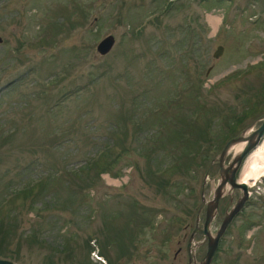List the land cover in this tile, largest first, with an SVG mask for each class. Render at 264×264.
Here are the masks:
<instances>
[{
  "label": "rangeland",
  "instance_id": "obj_1",
  "mask_svg": "<svg viewBox=\"0 0 264 264\" xmlns=\"http://www.w3.org/2000/svg\"><path fill=\"white\" fill-rule=\"evenodd\" d=\"M263 112L264 0H0V199L42 178L0 211L5 252L21 264H188L218 181L207 166ZM203 127L202 153L185 157ZM112 138L109 171L74 173ZM250 184L210 264H264V175ZM240 193L219 199L212 233Z\"/></svg>",
  "mask_w": 264,
  "mask_h": 264
},
{
  "label": "water",
  "instance_id": "obj_2",
  "mask_svg": "<svg viewBox=\"0 0 264 264\" xmlns=\"http://www.w3.org/2000/svg\"><path fill=\"white\" fill-rule=\"evenodd\" d=\"M115 42V37L113 34L109 33L103 36L97 43L96 48L99 53L104 54L108 52L113 43ZM223 46L218 45L214 55H218L222 51ZM259 122L256 126L255 124ZM264 135V112L256 117L251 123L243 127L235 135L229 137L220 151L210 160L207 169L206 176L209 174L210 168L214 162L218 163V171L216 177L218 179L216 186L213 190V195L210 199L206 200L202 196L198 212L204 207L205 216L202 226H199V216L196 219V224L192 230L191 237L188 240V264H210L215 252L217 251L219 240L223 233L225 232L227 226L230 224L233 217L242 209L245 201L249 197L248 184L245 182H240L237 178V171L241 166L244 158L257 146L259 141ZM243 141L244 144L240 151L234 152L230 160L225 163V157L230 151V146L236 142ZM229 185L230 189H239L240 195L233 202L230 208L225 212L223 219L221 220L218 228L214 233L210 230V223L215 217L218 211L219 199L228 191H224L226 185ZM200 229L203 234L202 240H195V232ZM206 240V250L203 257L200 260H196L195 250L196 247ZM0 264H21L7 257L0 256Z\"/></svg>",
  "mask_w": 264,
  "mask_h": 264
},
{
  "label": "trees",
  "instance_id": "obj_3",
  "mask_svg": "<svg viewBox=\"0 0 264 264\" xmlns=\"http://www.w3.org/2000/svg\"><path fill=\"white\" fill-rule=\"evenodd\" d=\"M1 55L3 56V54H1ZM247 111H245V112H247ZM241 118L242 117H239V116L232 118V120H230L228 122L226 127H228L229 129H232V131H233V129H235L236 123L237 122L239 123L242 120ZM184 133H186V132H184ZM209 133H210V128H208V129L206 127L201 128V130H200L201 137L196 139V140H193L191 142L192 144H189L185 148H183L184 149L183 152L185 153L184 156L185 157H194L197 154L202 153L203 143L207 141V139H208L207 134H209ZM231 136L225 135V136H223V140L226 139L227 137L229 138ZM117 144H118V140H115L114 138H112L111 142H109L107 145L101 147L102 150L100 151V153H98L97 155L95 154L93 156H90L88 158V160H86L85 164L79 165V169H77L74 173H77V172L79 173L84 168H96V169H99L98 171H109L110 165L112 164V160H109L108 157L105 158L103 156L106 154H108V156H109L112 149L114 147H116ZM31 181H33V182H31ZM31 181L24 182L19 187L15 188V189H11L8 193L6 192L3 195V197L0 199V211L5 209L10 204V202L13 203L15 197L33 196V194H35V192H33V190L35 189V186L37 183L42 182V178L37 179V180L32 179ZM10 216H11L10 212H7V218H10ZM8 237H9L8 234L1 231V233H0V256L7 257V258H13L12 254L6 253L3 246H2V243H4Z\"/></svg>",
  "mask_w": 264,
  "mask_h": 264
},
{
  "label": "bare ground",
  "instance_id": "obj_4",
  "mask_svg": "<svg viewBox=\"0 0 264 264\" xmlns=\"http://www.w3.org/2000/svg\"><path fill=\"white\" fill-rule=\"evenodd\" d=\"M209 18H210V20H212V17H209ZM243 144H244L243 141L236 142L230 146V150L231 151L233 150V152L236 153V152L240 151ZM259 144L260 143H258L257 146ZM253 150L247 155V157H248L251 154L250 157H251L252 161H251L250 167L244 171V173L242 174L240 179L238 178V180L240 182H245L248 184V186L253 185V184H250L251 181L255 182L260 176L264 175V145L261 146V144H260V146L257 149H255L254 151ZM224 191L225 192L229 191V185L228 184L225 186Z\"/></svg>",
  "mask_w": 264,
  "mask_h": 264
}]
</instances>
